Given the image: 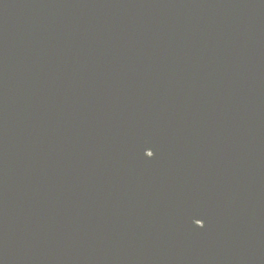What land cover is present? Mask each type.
I'll return each instance as SVG.
<instances>
[{"label": "water", "instance_id": "obj_1", "mask_svg": "<svg viewBox=\"0 0 264 264\" xmlns=\"http://www.w3.org/2000/svg\"><path fill=\"white\" fill-rule=\"evenodd\" d=\"M0 264H264V0H0Z\"/></svg>", "mask_w": 264, "mask_h": 264}]
</instances>
